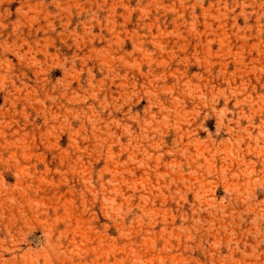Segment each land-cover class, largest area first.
I'll use <instances>...</instances> for the list:
<instances>
[{
    "label": "rangeland",
    "instance_id": "rangeland-1",
    "mask_svg": "<svg viewBox=\"0 0 264 264\" xmlns=\"http://www.w3.org/2000/svg\"><path fill=\"white\" fill-rule=\"evenodd\" d=\"M0 264H264V0H0Z\"/></svg>",
    "mask_w": 264,
    "mask_h": 264
}]
</instances>
